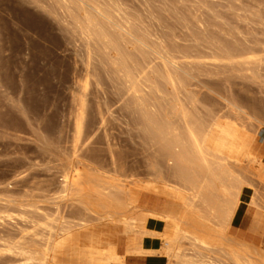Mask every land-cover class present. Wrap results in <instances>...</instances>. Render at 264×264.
I'll use <instances>...</instances> for the list:
<instances>
[{
  "label": "rangeland",
  "instance_id": "374dc122",
  "mask_svg": "<svg viewBox=\"0 0 264 264\" xmlns=\"http://www.w3.org/2000/svg\"><path fill=\"white\" fill-rule=\"evenodd\" d=\"M62 2L0 0V264H23L15 245L31 239L41 242L39 233L47 232L45 214L57 218L51 223L54 227L60 222L70 225L56 238L50 264H143V258L135 254L151 255L163 264L160 248L167 240L162 235L173 233L186 194L173 188L177 181L168 176L170 161L161 152L163 142L150 136L142 112H160L175 126L178 119L170 103L177 110L188 105L191 109L187 110L214 120L207 145L229 151L239 160L236 167L250 185L242 189L225 241L233 246L243 240L264 246V229L250 230L251 220L264 221V0H120L140 13L166 44L188 51L175 53L177 66L192 77L188 75L187 92L181 91L177 101L169 84L162 81L159 89L140 83L133 93L123 73L109 62V55L86 48L78 31L84 24L82 15L73 16L71 6ZM216 42L235 49L233 56L226 55ZM241 48L246 52L239 56ZM156 67L161 69L158 59ZM189 94L192 101L186 104L182 99ZM233 104H238L240 113ZM229 130L234 136L231 148L230 142H224ZM248 151L258 162L245 158ZM69 169L78 183L89 177L113 187H128L138 224L143 216L147 223L153 216L172 221L159 225L165 228L159 229L162 234L147 235L144 248L122 256V243L136 233L125 235L122 225L92 215L90 220L82 206L74 204V208L70 199L58 198L56 190ZM207 224L214 226L211 219ZM116 248L120 255L111 259L110 251ZM185 253L204 258L208 252Z\"/></svg>",
  "mask_w": 264,
  "mask_h": 264
},
{
  "label": "bare ground",
  "instance_id": "6f19581e",
  "mask_svg": "<svg viewBox=\"0 0 264 264\" xmlns=\"http://www.w3.org/2000/svg\"><path fill=\"white\" fill-rule=\"evenodd\" d=\"M61 1H63L62 3H64V5L67 6L69 4L71 6L72 11L70 13H72L73 16L78 15V17H80V15H82L81 18L84 24H81V28H77L78 31L81 29V33L86 40V48L90 50V53L93 49H97L106 57L109 55V62L112 66L117 67L119 71L123 73V77L129 83L127 84L132 89L133 93L137 92V86L140 83L141 85L143 83H148L150 86H154L159 89L158 86L160 81L165 84H169L168 86L171 88L170 92L175 97V100L179 97L178 95L181 91H186L185 80L188 79L190 75L187 73L188 71L186 72L183 68L177 66L175 53H186L188 51L179 49L173 45V43L170 44V42L169 44H166L165 41L161 39L162 37H160L159 34H155L154 29L150 28L151 26L143 21L144 19H142L140 13L137 14V12H132L129 8L125 7L120 0ZM80 11L82 14L79 13ZM158 12L159 11H157L156 14H158ZM214 44L220 43L216 42ZM215 48L217 49L218 46L216 45ZM219 49H222L226 55L230 56H233L232 53L235 50L227 45H221ZM97 50L93 52L96 53ZM200 52H202V50ZM245 52L246 50L242 49L239 52V56ZM89 54L87 55L89 56ZM91 55L92 54H90V56ZM105 58L102 60L105 61ZM157 59L161 65V69L156 67ZM190 78L192 77L190 76ZM187 81L189 82V79ZM189 86L192 85L189 84ZM163 88L166 87L163 86ZM164 90L162 91L164 92ZM165 92L168 94L169 91L167 92V90H165ZM137 97H139V95H136V99ZM163 97H166V94ZM185 97L186 99H184ZM185 97H182V101L185 100L186 104L192 101L190 94L185 95ZM156 99L161 98L156 97ZM168 102H170V100H168ZM172 104L170 103L171 110L172 112H175V115L177 116L176 119H178L176 123L177 125L175 126L171 122L173 120L165 118L162 113L159 114V109L157 111L158 113L150 114L147 113L146 110L145 112H142V118L143 120L145 119L143 123L146 122V125L151 128L149 130L152 135H148L158 136V138H160L163 142L164 151L161 150V152H164L163 156L170 161V166L167 171L168 176L177 181L176 184L173 180L175 183V187L173 188L179 189L186 194L184 207L178 216L177 223L174 225L173 233L171 235H167L166 233L162 235V237L167 240L165 243H162L160 248L161 254L165 257V262L163 264H264L263 244L254 246L250 242L243 240L235 242V246H233L225 241L228 238L224 235L231 222L233 210L240 201L243 187L249 185L247 184L248 181L245 180L244 174L239 172L240 168L236 167L239 160L228 155L222 149L213 148L207 145L208 135L210 134L214 120H209L205 116L195 114L196 112L194 113L193 110H189L191 108L188 105L186 106V108L189 107L188 110L183 106H180L177 110L175 109L176 106H173ZM182 105L185 104L182 102ZM237 105L233 104L234 108L238 111L239 106ZM190 106H192V104ZM149 108L150 107H148V110ZM150 111H154V109ZM163 112L165 113L164 110ZM168 116L172 117L171 115ZM225 117L229 118L227 114ZM245 158H247L249 162L254 160L258 162L257 157L252 155L249 151L247 152ZM71 170L72 169L65 171V174L63 175L64 179L62 184H60L59 188L56 190V194L59 199H66V201L67 199H70L71 202H74L73 205L77 204L78 206H82L85 210V215L88 216L89 214L90 220V215H92L96 220L106 221L110 224L122 225V233L125 235L127 233H140L149 236L156 233L162 234L159 229L163 230L165 228L164 226L162 227L159 225H164L166 221H172V218L169 217L164 216V219H162V217L153 216L150 217L152 220L147 223L143 216L141 223L138 224L136 208L129 201L130 194L128 187L124 185L118 188L113 187L104 184L106 182L100 183V179L98 178L94 179L89 177L83 179L84 182L81 181L83 183L80 184L81 182L78 183V180L76 179L77 176L75 178ZM164 182L168 184L166 180H164ZM126 184L127 183H125V185ZM252 195H254L252 197L257 198L255 193H252ZM249 202H252L251 199ZM257 202L255 204H257ZM74 208H76V206ZM9 209L10 208H8V210ZM4 211L6 212L5 216L10 217L9 211ZM82 214L83 213H81V215ZM45 217L47 220L44 226L39 222L43 228L46 229L45 231H47L46 234L41 233L42 235L38 232L40 235L38 239L39 241L41 240V242L36 243V241L31 239L30 241L21 242L18 246L15 245V247L19 249L16 253L22 256L23 264L24 262L25 264H48L51 262L52 257L49 253L54 247L55 242H57L56 238H59L62 232H65L70 226L60 222L56 227H54L51 223L54 221L56 222L57 218L53 216L50 218L46 216V214ZM209 219L213 221L214 226L211 227L207 224ZM30 221H32V218ZM154 228L158 231L151 230ZM35 236L38 237V235ZM122 246V256L138 252L135 249H125V242L122 243ZM198 249L207 250V256L204 258H194L188 256V253H185L186 250L196 251ZM139 251L146 252L145 250ZM12 252H15V250ZM119 255L120 254L117 250L110 251L111 259L116 258Z\"/></svg>",
  "mask_w": 264,
  "mask_h": 264
},
{
  "label": "crops",
  "instance_id": "0c3cea01",
  "mask_svg": "<svg viewBox=\"0 0 264 264\" xmlns=\"http://www.w3.org/2000/svg\"><path fill=\"white\" fill-rule=\"evenodd\" d=\"M230 142V148L234 145V136L233 134H231V130L227 131L225 136H224V142ZM237 150H239L237 148ZM225 153L229 154V151H224ZM234 155V154H232ZM151 194H156L154 190H151V192H149ZM152 213H158V212H153ZM264 229V221L262 218L258 219V220H251L250 223V230L254 231V232H259L260 230ZM248 241V240H247ZM251 242V241H248ZM253 243V242H251ZM148 244V237L147 235H138V233L126 237V241H125V247H129L130 249H141L144 248L145 245ZM140 247V248H139ZM106 249H104L103 251L105 252ZM117 250V248H116ZM138 258H143V264H158V262H156L155 259H153V257L151 255H144V254H135ZM141 261V262H142Z\"/></svg>",
  "mask_w": 264,
  "mask_h": 264
}]
</instances>
